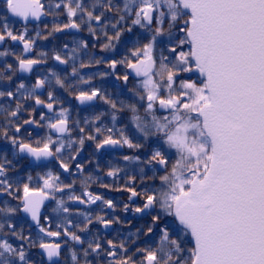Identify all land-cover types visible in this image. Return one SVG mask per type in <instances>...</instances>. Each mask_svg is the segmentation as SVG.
<instances>
[{
    "label": "snow or ice",
    "instance_id": "1",
    "mask_svg": "<svg viewBox=\"0 0 264 264\" xmlns=\"http://www.w3.org/2000/svg\"><path fill=\"white\" fill-rule=\"evenodd\" d=\"M85 29L74 47L28 55L40 40ZM98 44L125 51L97 57ZM0 46V264H59L69 241L80 246L73 264H264V0H2ZM49 59L71 70L26 83L21 74ZM97 76L125 88L114 98ZM60 89L93 114L74 118ZM101 103L108 112L96 111ZM124 112L129 123L118 127ZM86 144L98 171L110 150L132 151L121 159L135 168L110 161L105 175L123 179L114 190L127 195L134 230L115 214L119 201L89 190L112 186L84 175ZM53 168L82 176L80 194Z\"/></svg>",
    "mask_w": 264,
    "mask_h": 264
},
{
    "label": "flooded vegetation",
    "instance_id": "2",
    "mask_svg": "<svg viewBox=\"0 0 264 264\" xmlns=\"http://www.w3.org/2000/svg\"><path fill=\"white\" fill-rule=\"evenodd\" d=\"M0 3H2V0H0ZM44 19V23H47L49 25V29L51 28V21H52V17H45ZM60 21L63 22H67L66 19L61 16L58 18ZM15 24V28L17 30H19L22 27V24L20 21L15 20L14 21ZM36 24L37 22L33 21L31 22L28 27L30 29V31L33 32L34 34V29L36 28ZM40 28H43V24L39 25ZM134 31H136V29H134ZM45 34H47V32L45 31ZM73 35H75L77 38H89V34L86 31V29L84 31H82L81 33H75L74 30L69 32L66 31L64 33H57L55 35L54 38L50 37L48 40H40L37 42V46L34 52L29 53L28 55L31 57H35L36 53L40 52V51H44V52H48L50 55L52 54L53 50H60L63 46L64 43H68L69 44V48L74 47V44L72 43V39H73ZM2 47V46H0ZM11 47L19 54L22 51V45H20L19 43L13 44L11 45ZM100 47L101 45H97L96 49H94L93 51L95 52L96 56L99 57L100 55H104L106 57H111V58H116L119 59L120 56L124 53V49L118 47L117 52L116 53H102L100 51ZM85 62H87V57H82ZM11 62V59L10 61ZM47 68H54V70H56L57 72H61V74H66L64 72H62L63 69L67 68L68 71H70V66H66V65H57V62L52 61L51 59L48 60V63L45 65H41L38 66L36 70H34V72L32 74H21L23 77H25V82L26 83H34V77L38 74V73H43L45 69ZM103 71H107V68L105 65H99L93 68H86L82 71V74H84L85 76L87 75H91L94 72H103ZM72 83H76L75 80L72 81ZM135 83V80L130 77V83L126 86L127 88H131L132 84ZM93 84L97 87L99 86H103L104 88H106L115 98L117 93H120L122 89L125 88V86L123 85V81L120 80H116V78L114 76H108L106 77L104 80H101L98 76L93 80ZM79 87H83V88H87V85H78ZM119 86V87H116ZM58 95L62 96V98L71 101V106L73 107L74 111H73V116L75 118V113L76 111H79L80 116L84 117V116H91L93 114V112L91 111H85L84 110V106H80L79 108H76V102L74 100V94L67 92L63 89H60L57 93ZM131 96V93H127V95H120V99H125L128 100L129 97ZM66 107L70 106L69 104H65ZM96 111H105L108 112V106L107 105H103L102 103L99 105V107L96 109ZM120 119L118 120V124L117 126H122V124H128L129 123V117H130V113L128 112H124V113H120L118 114ZM110 116L105 118V123L108 124L110 126ZM129 127H131V125H129ZM38 131L40 132L41 135L44 134V129H38ZM33 135H36V132H33ZM91 152H92V148L89 147L87 144L85 145V149L83 152H81L80 156L78 157V160L82 161L85 165V173L84 175L87 176L89 174L94 175V176H99L100 177V182L104 183V184H109L111 185V189H104L102 187H100V183H92L89 187L90 191L93 192H98L100 194H104L106 198H111L114 199L116 201L120 202V207L116 209V213L117 215H120L122 219H129L132 221V225H133V230H134V226L137 225L138 221L135 219H132V213L129 212L127 214H124L122 212V207H123V202H127V195L125 193H121L118 191H115L114 189L116 187H120L123 185V179H118L117 181L113 182V180L109 177H107L105 175V173L108 171V165L109 162L111 161V163L113 165H118L120 167H128L129 169L135 168V165H127V162H124L121 157L125 154L127 155H132V151L124 148V149H113L110 150L111 154L110 155H105L103 158L100 159V170H96L94 165L92 164H88V160L92 159L91 156ZM53 171L56 172H61V170H59L58 168H53ZM121 176H123V173H121ZM126 178V177H125ZM61 179L64 180L65 183H69L72 180L76 181V194L79 195L80 194V190H81V183L80 181L83 179L82 176H80L79 174L73 175L69 178L68 173H62L61 172ZM74 210L75 208H79L83 211H89V207L85 206V205H71ZM91 210L93 211V213H97L99 212V207L97 205H93L91 206ZM82 218H77L76 221L74 222H79V220ZM58 221L53 219V223H52V230H56V223ZM122 229H124L125 231L127 230V225H122L121 226ZM70 230H74V229H70ZM100 230L103 233V229L102 226L96 225L92 228V231H97ZM108 233H110L107 238L111 239L114 235L115 232H113L111 229L108 230ZM61 240L64 239V237L60 238ZM86 246V245H85ZM63 247V253H62V257L59 261V264H73V261L71 259V253H70V249H75L76 251L79 252L80 246L79 245H75L74 243H72L71 241H69L68 244H64L62 245ZM36 251V250H34Z\"/></svg>",
    "mask_w": 264,
    "mask_h": 264
}]
</instances>
